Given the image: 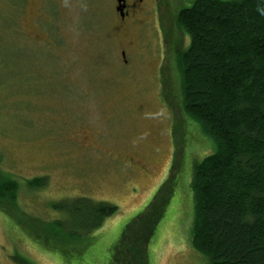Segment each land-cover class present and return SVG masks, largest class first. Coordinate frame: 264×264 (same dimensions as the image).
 <instances>
[{
    "label": "rangeland",
    "instance_id": "374dc122",
    "mask_svg": "<svg viewBox=\"0 0 264 264\" xmlns=\"http://www.w3.org/2000/svg\"><path fill=\"white\" fill-rule=\"evenodd\" d=\"M153 1L127 33L116 0H54L68 30H57L53 47L17 33L14 0H0L1 167L20 183L19 205L45 221L65 218L50 204L74 199L118 208L69 262L0 210V264H19V254L33 264H112L131 221L158 196L169 201L146 245L148 264H210L192 247L191 185L215 145L182 110L174 55L190 46L175 20L194 0ZM35 178L46 187L31 191Z\"/></svg>",
    "mask_w": 264,
    "mask_h": 264
},
{
    "label": "trees",
    "instance_id": "16d2710c",
    "mask_svg": "<svg viewBox=\"0 0 264 264\" xmlns=\"http://www.w3.org/2000/svg\"><path fill=\"white\" fill-rule=\"evenodd\" d=\"M175 22L190 39L174 52L182 110L215 145L193 174L192 247L210 264H264V0H194ZM1 159L0 210L65 262L81 256L93 233L118 213L114 204L80 198L50 204L63 219L30 217L19 205L20 183L3 171ZM26 183L36 191L47 179ZM168 201L154 198L131 221L112 264H148L146 245ZM13 260L33 264L20 254Z\"/></svg>",
    "mask_w": 264,
    "mask_h": 264
},
{
    "label": "flooded vegetation",
    "instance_id": "af4514ba",
    "mask_svg": "<svg viewBox=\"0 0 264 264\" xmlns=\"http://www.w3.org/2000/svg\"><path fill=\"white\" fill-rule=\"evenodd\" d=\"M148 1V0H146ZM150 1V4H149ZM147 4L144 5L143 0H125V7L122 12L117 11L118 3L116 0V14L117 23L121 26L127 33L134 29L135 23L143 17L144 14H149L153 12L155 1L149 0ZM154 2V3H153ZM14 16L17 19V33L24 35L28 40L34 38H40L41 41H47L46 44L55 47L56 33L57 30L60 35L68 30V20L65 19L66 10L65 8L55 7L54 0H14ZM145 6V9L143 8ZM142 7V8H140ZM24 23L27 31L24 28ZM26 34H25V33ZM28 35V36H27ZM52 35V37H51ZM126 52H122V57L126 58ZM128 63V61H125Z\"/></svg>",
    "mask_w": 264,
    "mask_h": 264
},
{
    "label": "water",
    "instance_id": "95a60500",
    "mask_svg": "<svg viewBox=\"0 0 264 264\" xmlns=\"http://www.w3.org/2000/svg\"><path fill=\"white\" fill-rule=\"evenodd\" d=\"M117 3H119V6L117 8V11L118 12H122V10L124 9L125 7V0H117Z\"/></svg>",
    "mask_w": 264,
    "mask_h": 264
}]
</instances>
